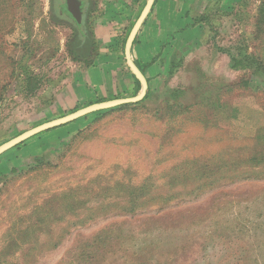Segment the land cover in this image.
Masks as SVG:
<instances>
[{
  "label": "rangeland",
  "instance_id": "rangeland-1",
  "mask_svg": "<svg viewBox=\"0 0 264 264\" xmlns=\"http://www.w3.org/2000/svg\"><path fill=\"white\" fill-rule=\"evenodd\" d=\"M85 1L91 65L69 50L82 23L52 0H0V145L139 92L102 78L132 74L125 43L147 0ZM190 10L206 32L160 46L143 108L96 111L0 155V264H264V86L231 67L241 51L264 59V0Z\"/></svg>",
  "mask_w": 264,
  "mask_h": 264
},
{
  "label": "crops",
  "instance_id": "crops-1",
  "mask_svg": "<svg viewBox=\"0 0 264 264\" xmlns=\"http://www.w3.org/2000/svg\"><path fill=\"white\" fill-rule=\"evenodd\" d=\"M238 0H158L156 3V7L154 6V12L151 14V16L144 22L142 28L140 29L138 33V38L137 42L134 46L133 50V57L136 59L141 65H144L147 62H150L156 54H158L160 50V46L167 44L168 38L170 36L177 37L178 40L180 41L183 39V37H186V40H191L192 35L198 33L199 31L206 32V25L202 22L198 23L197 25H192L190 24L193 19V14L194 13H187L189 9L191 12L194 11L193 7L197 5H204L205 3L207 4L208 2H217L220 5L224 4H234ZM180 3V8L182 11H178V4ZM173 4L177 5L176 10L173 8ZM168 6L171 10L168 9ZM187 13V14H186ZM153 15V16H152ZM183 15L182 17H180ZM190 22V23H189ZM189 24L188 27H185L183 29H180L179 31L175 32V29L181 28L185 26V24ZM208 30V29H207ZM194 40V39H193ZM193 40H191L193 42ZM197 41V40H194ZM158 61V60H156ZM155 61V62H156ZM154 64V63H153ZM148 69H146V76L149 78L148 75ZM118 71H121V68H118ZM106 72V71H105ZM103 72V81L107 82V79L110 80L112 83L116 81V75L120 76L117 77L119 79V84L123 95L129 96L128 91H135L136 89V82L130 73H124L122 72V75H119L117 72L112 71V78L110 74H107ZM127 83L126 88L124 89L123 86L124 84ZM150 87H151V81L149 82ZM152 89V87H151ZM125 91V92H123ZM131 94V93H130ZM157 96V91L153 92L149 98L141 102L140 104H133L129 106H125L123 108H116V109H126L129 108L130 110H136L137 107L143 108V106H140L141 104H145L147 100ZM113 110H106L102 112L108 113ZM159 111H161V107H157L155 110V117L157 119H160L162 115H160ZM100 115V116H101ZM99 116V117H100ZM155 122H156V118ZM153 119V120H154ZM80 123V122H79ZM79 125V124H78ZM87 125V124H86ZM88 126V125H87ZM79 129H83L84 126L83 124L78 127Z\"/></svg>",
  "mask_w": 264,
  "mask_h": 264
},
{
  "label": "water",
  "instance_id": "water-1",
  "mask_svg": "<svg viewBox=\"0 0 264 264\" xmlns=\"http://www.w3.org/2000/svg\"><path fill=\"white\" fill-rule=\"evenodd\" d=\"M156 0H147L145 6L143 7L140 15L138 16L137 20L135 21L134 25L132 26L128 37L126 39L125 43V58L127 61V64L133 73V75L139 80L140 82V90L139 92L130 97H121V98H114L109 99L105 101L95 102L92 104H89L87 106H84L82 108H79L69 114H66L64 116L48 120L46 122H43L37 126H34L21 134L11 138L10 140L2 143L0 145V155L6 152L7 150L17 146L20 143H23L24 141L32 138L36 134H39L41 132L50 130L52 128L67 124L69 122H72L80 117L86 116L90 113L105 110V109H111L123 104H129V103H136L146 96L149 88V82L147 79L146 74L140 69V67L137 65L133 58V44L136 39L137 34L139 33L140 29L142 28L144 22L146 21L147 17L152 11V8L154 6ZM86 1L85 0H64L61 3V12L67 16L71 17L73 20H75L77 23H82L83 14L86 8Z\"/></svg>",
  "mask_w": 264,
  "mask_h": 264
},
{
  "label": "trees",
  "instance_id": "trees-1",
  "mask_svg": "<svg viewBox=\"0 0 264 264\" xmlns=\"http://www.w3.org/2000/svg\"><path fill=\"white\" fill-rule=\"evenodd\" d=\"M63 1L64 0H52V6H53V9H54L56 17L65 16L61 12L62 8L60 6ZM157 1L158 0L155 1L154 6L156 5ZM154 6L152 8V11L154 9ZM152 11H151V13H152ZM151 13L149 14V16L151 15ZM149 16L147 17V19L149 18ZM86 26H87L86 22H84V23H82L80 25L77 24V29L79 31L78 32V37H77L76 40L73 39L69 43V50H70V53L73 55L74 59L85 60V62H87L88 64L91 65L93 63V59L95 58V48L97 46V43H96V40H95V38L93 36V33L91 34L90 32H88V34H86V35L83 33V31H85ZM137 38H138V34H137L136 39H135L134 44H133V50H134V46H135V44L137 42ZM133 50H132V52H133ZM134 60L137 63V65L140 67V69L146 74V69L155 62L156 58H154L150 62L145 63L144 65H141L136 59H134ZM171 63H172V67H174L175 56L172 58ZM231 67L234 68V69H239V68H243V69L249 68V69H251L252 70V77L256 78V80H258L264 86V59H260V58H258L256 56H253L251 54H247L246 52H242L241 51L240 55L232 56V58H231ZM132 76H133V78H134V80L136 82V90L139 91L140 90V82L133 75V73H132ZM147 79H148V82H150V78L147 77ZM32 85H33V87L30 88L31 91L36 89L37 82H34ZM170 90L174 91V92H180L178 89L175 90V89L171 88ZM153 92L154 91L151 89L150 84H149L148 92H147L146 96L143 98V100H141L139 102H136V103L123 104V105L117 106L115 108H111L109 110H115L116 108H123L125 106H129V105L131 106L133 104H140L141 102H143L144 100L149 98ZM178 105H179V107H181V104H178ZM168 107L172 108L173 105L169 104ZM106 110H108V109H106ZM106 110H104V111H106ZM100 111H103V110H100ZM96 113H99V111L96 112ZM100 113H102V112H100ZM41 133H43V132H41ZM41 133H39V134H41ZM39 134H36V135H39ZM20 144H18V145H20ZM103 243H105V240H99L96 243V246L100 247ZM92 257H93L92 253L85 254V252H84L82 254V256H81V258L83 260L81 258L80 259H81V261L87 260L86 262L88 263V262L91 261Z\"/></svg>",
  "mask_w": 264,
  "mask_h": 264
}]
</instances>
